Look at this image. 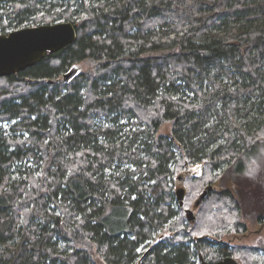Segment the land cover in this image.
<instances>
[{"label":"trees","instance_id":"obj_1","mask_svg":"<svg viewBox=\"0 0 264 264\" xmlns=\"http://www.w3.org/2000/svg\"><path fill=\"white\" fill-rule=\"evenodd\" d=\"M59 22L74 43L0 77V264H244L172 228L174 178L204 164L191 196L261 146L264 0H0V35ZM202 197L198 232L244 230L227 190Z\"/></svg>","mask_w":264,"mask_h":264},{"label":"rangeland","instance_id":"obj_2","mask_svg":"<svg viewBox=\"0 0 264 264\" xmlns=\"http://www.w3.org/2000/svg\"><path fill=\"white\" fill-rule=\"evenodd\" d=\"M233 26L237 25L230 24V27ZM31 27L35 26H29L27 28ZM92 69L93 65L89 62H85L73 66L70 71L73 73V77H75L81 73L90 72ZM120 122L126 125L129 124L125 127V130L131 128V126L133 130L138 128L133 126L131 122L127 123V119L120 118ZM170 132L171 125L166 124L159 129L157 136H167ZM262 138V144L258 147L256 154L246 159L244 170L241 175L233 177L228 170L219 174L216 173L217 175L215 176L217 180L213 184L206 187L204 186L203 189H198L196 192H192L191 196L188 195L189 188L186 184L203 177L205 171L204 164L201 163L189 166L184 159L182 160V158H180L177 160L178 162L180 161L181 170L177 172L174 178V192L176 193L178 189L184 191L180 210V219L184 222H181L177 218L175 226L172 227L174 230L177 229L178 231H182L187 228L185 235L189 237L192 236V238L196 239L202 237L214 242L219 241L233 249L235 248V253H237L236 256L239 257L244 264H264V135ZM179 177H183L184 179L179 181ZM193 184L192 185L195 187L196 184ZM210 189L217 193L227 190L237 201L239 205L238 213H230V217H232V220L238 221L244 227L243 231H234L232 229V224H229L226 229L215 230V228L207 226L201 232L197 231L196 227L198 223L196 221H199L198 212L200 211L202 196ZM187 210L192 211L195 217L194 221L189 222L187 220ZM217 216L219 217L220 214ZM174 233L175 232H168L167 230L163 234H159L157 239L172 237ZM249 249H255L256 251L252 254L248 252ZM91 256L95 264H104L95 252L92 251ZM212 257L211 254L205 256L208 261H211ZM238 262L241 264L240 260H238ZM136 264H141V259L138 260ZM196 264H199V259H196Z\"/></svg>","mask_w":264,"mask_h":264},{"label":"water","instance_id":"obj_3","mask_svg":"<svg viewBox=\"0 0 264 264\" xmlns=\"http://www.w3.org/2000/svg\"><path fill=\"white\" fill-rule=\"evenodd\" d=\"M76 40V31L71 23H57L38 27L23 28L0 35V77L10 76L29 68L45 58L47 54L71 45ZM73 77L69 72L64 81ZM184 191L178 189L176 198L182 205ZM205 193L203 194V196ZM189 222L194 221L192 211H186ZM199 264H238L232 258H225L215 263L204 261L199 257Z\"/></svg>","mask_w":264,"mask_h":264}]
</instances>
